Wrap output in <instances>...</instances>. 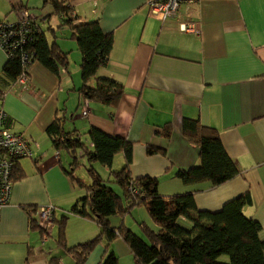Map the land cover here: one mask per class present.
Segmentation results:
<instances>
[{
    "label": "crops",
    "instance_id": "obj_1",
    "mask_svg": "<svg viewBox=\"0 0 264 264\" xmlns=\"http://www.w3.org/2000/svg\"><path fill=\"white\" fill-rule=\"evenodd\" d=\"M68 3L79 21L96 20L104 33L112 34L108 62L97 69L95 77L119 82L123 93L113 106L89 101V115L82 116L84 99L78 92L82 84L81 54L70 30L59 28V16L52 14V7L43 0H0V17L10 15L11 20L23 8L42 6L45 15L36 12L37 21L48 43L67 53V64L58 74L40 61L32 62L23 87L4 73L7 58L0 49V107L6 112L5 126L22 134L33 150L30 158L17 161L11 197L1 208L0 264H75L58 243L56 224L52 242L44 244L39 228L31 227L36 209L48 202L55 206L56 220L68 217V247L99 233L95 223L70 211L85 190L65 174L70 156L57 150L46 132L61 115L65 117V130H76L84 142L91 126L130 141V177L157 178L162 196L192 193L198 209L214 212L249 192L252 204L244 206L243 212L261 225L259 237L264 239V0L183 1L178 14L164 20L148 15L145 0ZM46 15L48 18L41 22ZM187 20L198 24L197 32L180 30L179 24ZM184 118H197L218 131L226 153L237 166V175L219 185L210 180L185 183L176 176L178 170L199 163L197 145L182 133ZM166 127L171 130L169 137L162 133ZM87 145L91 148V141ZM148 146L164 149L165 153L148 154ZM123 164V153H118L111 167L121 168ZM111 171V179L105 180L113 182ZM17 172L23 175L16 178ZM80 178L90 182L89 177ZM136 208L143 213V219L137 221L138 229L143 222L158 231L145 208ZM128 215L123 219L111 215V225L117 227L122 221L126 225ZM178 221L192 225L185 217ZM110 252L117 256L118 264H134L121 238L97 244L84 264H103Z\"/></svg>",
    "mask_w": 264,
    "mask_h": 264
},
{
    "label": "trees",
    "instance_id": "obj_2",
    "mask_svg": "<svg viewBox=\"0 0 264 264\" xmlns=\"http://www.w3.org/2000/svg\"><path fill=\"white\" fill-rule=\"evenodd\" d=\"M43 3L49 4L52 14L59 16V28L63 26L69 29L70 37L76 41L81 54L80 96L89 101L115 105L123 93L122 84L110 78L95 77L97 69L108 62L113 47L112 34L104 33L96 20L79 21L68 0H43ZM26 9L33 10L23 8ZM46 18L48 15L41 22ZM34 24L38 26L40 34L32 32V41L19 48L12 57H6L3 71L14 81L24 69L21 59L23 52L32 55L29 66L34 61H40L55 74H58L61 66L67 64V53L61 51L55 43H48L39 21ZM91 80H94L93 84ZM64 123L65 117L57 116L46 128V132L54 147L68 153L72 159L69 169L64 170L65 174L85 190V195L75 201L70 211L92 221L99 228L98 235L91 240L68 247L65 233L68 217L62 216L59 220L55 218L58 243L73 257L75 264H84L89 253L103 240L110 243L116 238H121L128 246L134 264H264V239L259 237L261 225L243 212L244 206L252 204L249 192L227 201L220 210L214 212L198 209L192 193L162 196L158 193L157 178L130 177V141L121 136L108 135L91 126L87 130L88 141L84 142L75 134L76 130L66 131ZM181 127L183 135L197 145L199 163L186 170H178L177 177L185 183L210 180L214 185H219L237 175V166L226 153L214 127L203 125L197 118H184ZM170 132L169 127L162 131L165 137H169ZM89 141L92 143L91 148L87 145ZM79 152L86 158L89 183L75 174L81 165L77 159ZM156 152L165 153V150L147 147L148 154ZM118 153H123L124 164L119 170L111 171V175L113 183L120 186L121 194L108 184L110 180H105L92 166V162H98L111 168L113 158ZM22 175V172H17L16 178ZM140 206L145 208L153 223L159 227L158 231L143 222L139 223L142 235L132 231L123 221L117 227L111 225V215L118 214L123 219ZM180 217H185L192 225L184 227L178 222ZM31 227L39 228L42 234L37 214L31 221ZM225 256L226 261L223 259ZM102 263L118 264V258L110 252Z\"/></svg>",
    "mask_w": 264,
    "mask_h": 264
},
{
    "label": "built area",
    "instance_id": "obj_3",
    "mask_svg": "<svg viewBox=\"0 0 264 264\" xmlns=\"http://www.w3.org/2000/svg\"><path fill=\"white\" fill-rule=\"evenodd\" d=\"M183 1L192 0H145L148 15L164 20L178 14ZM38 17L33 10H23L17 19L7 20L0 18V49L6 57H12L14 53L27 42L33 40L34 34H40L38 26L34 23ZM33 28V30H32ZM181 31H198V24L190 20L179 24ZM34 55V53H33ZM32 56V55H31ZM26 52L21 54L24 69L17 76L15 82L25 86L29 75V65L32 58ZM28 65V66H27ZM81 115H89V100L84 98L81 104ZM6 112L0 107V212L8 203L12 192V175L16 163L21 158H30L33 150L25 137L5 126ZM37 223L42 229L41 243L44 244L52 237L55 224V206L48 202L37 209Z\"/></svg>",
    "mask_w": 264,
    "mask_h": 264
},
{
    "label": "rangeland",
    "instance_id": "obj_4",
    "mask_svg": "<svg viewBox=\"0 0 264 264\" xmlns=\"http://www.w3.org/2000/svg\"><path fill=\"white\" fill-rule=\"evenodd\" d=\"M48 8H51L50 5H46ZM35 12H37L39 15L41 14H44L45 15V10L42 6H39V7H33L32 8ZM4 16V15H2ZM6 17V16H5ZM7 20H11V16L10 15H7V17L5 18ZM40 20V19H39ZM82 138H85L84 136ZM70 158V157H69ZM77 159L78 161L81 163V165H79V167L75 170V174L77 176H80V177H84V178H87L88 175H87V171H86V168H85V165H87L86 163V158L85 157H82L79 153L77 154ZM70 161H72V159L70 158ZM93 163V162H92ZM93 165L96 167V169L98 170V172L100 173V175L104 178V179H111L110 175H109V171H110V168L106 167V166H102L98 163H93ZM120 168V167H119ZM117 168V166H112L111 169L112 170H117L119 169ZM108 184L115 190L117 191V193H120L121 194V189H120V186L117 185L116 183H113L111 182V180L108 182ZM120 190V192H119ZM141 209H138V208H135L134 211L132 212L131 215H128L126 217V221H127V226L130 227L135 233H139V229H138V226H137V221H140L143 219V213H141L140 211ZM147 212V211H146ZM60 214L58 213V216ZM181 225H183L184 227L186 226L183 222L181 221H178ZM188 227V226H187ZM55 234L52 236L54 237ZM52 238H49V243L52 242L51 240ZM56 250H58V252H62V250L60 248H57L55 247ZM226 256L223 257V259L226 261Z\"/></svg>",
    "mask_w": 264,
    "mask_h": 264
}]
</instances>
